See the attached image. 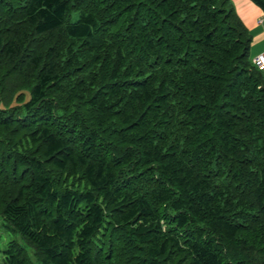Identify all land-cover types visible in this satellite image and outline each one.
Here are the masks:
<instances>
[{"label": "trees", "instance_id": "16d2710c", "mask_svg": "<svg viewBox=\"0 0 264 264\" xmlns=\"http://www.w3.org/2000/svg\"><path fill=\"white\" fill-rule=\"evenodd\" d=\"M251 43L233 0H0L4 263L264 264Z\"/></svg>", "mask_w": 264, "mask_h": 264}, {"label": "crops", "instance_id": "0c3cea01", "mask_svg": "<svg viewBox=\"0 0 264 264\" xmlns=\"http://www.w3.org/2000/svg\"><path fill=\"white\" fill-rule=\"evenodd\" d=\"M237 13L252 34L251 58L264 51V9L253 0H233Z\"/></svg>", "mask_w": 264, "mask_h": 264}, {"label": "rangeland", "instance_id": "374dc122", "mask_svg": "<svg viewBox=\"0 0 264 264\" xmlns=\"http://www.w3.org/2000/svg\"><path fill=\"white\" fill-rule=\"evenodd\" d=\"M27 95H28V94H27ZM1 232H2V234H1V235H2V241H1V243H0V247H1V249L5 247L7 241H8L9 239H11V238H18V239L20 240V242H22L23 244L26 245L24 239L21 237L20 234H18V233H13V232H8L7 230H1ZM26 246H27V249H28V252H29L30 256H31L33 259H35V256H34V248H32V247H30V246H28V245H26ZM0 264H5V263H4V260H3V255H0Z\"/></svg>", "mask_w": 264, "mask_h": 264}, {"label": "built area", "instance_id": "2783aa9c", "mask_svg": "<svg viewBox=\"0 0 264 264\" xmlns=\"http://www.w3.org/2000/svg\"><path fill=\"white\" fill-rule=\"evenodd\" d=\"M252 61L259 70L264 71V51L255 55Z\"/></svg>", "mask_w": 264, "mask_h": 264}]
</instances>
